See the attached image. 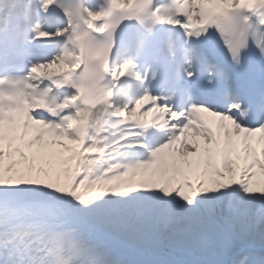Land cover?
Here are the masks:
<instances>
[{"label": "snow or ice", "instance_id": "6c2138e0", "mask_svg": "<svg viewBox=\"0 0 264 264\" xmlns=\"http://www.w3.org/2000/svg\"><path fill=\"white\" fill-rule=\"evenodd\" d=\"M254 169L264 0H0V264H264Z\"/></svg>", "mask_w": 264, "mask_h": 264}, {"label": "rangeland", "instance_id": "374dc122", "mask_svg": "<svg viewBox=\"0 0 264 264\" xmlns=\"http://www.w3.org/2000/svg\"><path fill=\"white\" fill-rule=\"evenodd\" d=\"M254 171L257 173L258 169H254ZM253 183H264V173H260L258 176L255 175L253 177Z\"/></svg>", "mask_w": 264, "mask_h": 264}, {"label": "bare ground", "instance_id": "6f19581e", "mask_svg": "<svg viewBox=\"0 0 264 264\" xmlns=\"http://www.w3.org/2000/svg\"><path fill=\"white\" fill-rule=\"evenodd\" d=\"M201 115H203L206 119H207V118H210V117L207 115V113H202ZM211 121H213V118L211 119Z\"/></svg>", "mask_w": 264, "mask_h": 264}]
</instances>
